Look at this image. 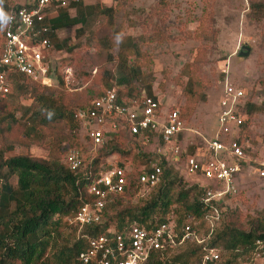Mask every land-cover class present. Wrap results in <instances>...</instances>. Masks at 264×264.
<instances>
[{
    "label": "trees",
    "instance_id": "obj_1",
    "mask_svg": "<svg viewBox=\"0 0 264 264\" xmlns=\"http://www.w3.org/2000/svg\"><path fill=\"white\" fill-rule=\"evenodd\" d=\"M70 2L74 3L68 1ZM68 3L56 8L57 14L53 20L47 18L43 21L49 28L46 36L50 38L52 48H71L67 46L66 38L56 37V29L78 25L74 29L78 31V35L82 32L89 33L93 19L99 15L103 16L113 35L97 36L94 55L102 64L112 61L115 71L99 68L103 86L101 89L113 86L118 97L131 96L134 90L155 97L149 85H146V92L143 88L134 89L130 85L131 80L139 75L142 66L139 60L142 54L138 44L153 41V38L148 34H139L116 45V35L112 30L115 7L104 5L100 0L91 4H81L77 1L75 14L67 17ZM9 4L12 3L3 0L2 7L5 12ZM250 7L256 18L264 14V3L255 2L250 4ZM62 15L66 17V22L56 26V17L58 19ZM188 65L189 67L185 65L184 68V74L187 75L183 86L186 103L181 108L180 116L203 98L200 85L194 83L197 72L191 63ZM10 77L11 88L5 96L0 97V264H80L77 255L86 247L87 238L105 232L107 228L120 233L130 222L136 221L150 229L156 222L168 219V215H172L176 227L183 223L187 214H194L200 219L201 210L197 202L202 192L200 186L193 183L187 188H179L176 172L171 164L162 163L160 182L146 196L138 198L139 204L134 207L122 205L121 198L125 193L116 195L104 208L102 223H91L77 232L75 226L64 220V216L74 214L83 202L89 200L86 189L93 174L97 172L99 163L102 162L101 158L118 152L128 154L116 143L127 138L119 134L109 147H101L90 162V173L71 169L60 161V157H63L66 147L79 146L77 143H66L71 137L77 142L75 134L78 124L72 113L76 108L87 106L92 98L99 95L101 89L95 90L89 100H70L54 86L28 82L14 73L10 74ZM21 97H29L30 102L21 103ZM245 111L241 134L248 133L250 115L254 111V105L248 98ZM16 112L19 113L18 116ZM33 137L39 138L37 142H44L42 146L47 150L45 157L7 155L14 148L13 143L22 142L28 146V141H34ZM186 153H192V150L189 149ZM136 155L143 163L151 157L145 153ZM118 164L124 165V162ZM12 176L15 178L14 183L9 181ZM174 203L176 211L169 214L172 209L169 207ZM230 212L232 208L226 207L218 226L210 239L204 243L207 247H216L228 253V256L224 260L209 261L205 264H234L235 257L243 256L250 250L254 239H264V216L253 218L245 230L238 225L236 214L229 215ZM200 254V245L186 242L174 251L152 252L147 263L199 264Z\"/></svg>",
    "mask_w": 264,
    "mask_h": 264
},
{
    "label": "built area",
    "instance_id": "obj_2",
    "mask_svg": "<svg viewBox=\"0 0 264 264\" xmlns=\"http://www.w3.org/2000/svg\"><path fill=\"white\" fill-rule=\"evenodd\" d=\"M65 4L66 0H28L24 5H8L6 13L12 19L0 29V97L9 92L13 73L28 82L50 85L53 69L48 52L52 44L46 36L49 28L43 21ZM229 78L225 74L220 82L215 111L217 127L212 138H204L201 150L184 155L188 173L204 180L202 184L195 182L202 189L197 198L200 219L187 214L176 227L172 215H168V219L156 222L150 229L136 221L120 233L107 228L87 238L86 247L77 255L80 264H148L152 252L174 251L186 242L200 245V264L220 260V249L204 243L237 194V176L250 160V139L241 134L246 92ZM72 117L86 150L82 146L68 147L62 158L71 169L83 173H90V162L97 151L113 143L119 134L141 145L155 143L154 155L135 170L119 165L115 153L100 159L102 162L86 189L89 200L74 214L64 216L77 232L91 223H102L103 210L116 195L131 193L136 199L146 196L161 180V164L168 165L182 152L178 136L185 127L178 108L161 112L157 97L138 90L131 96L118 97L113 86L105 87L87 106L76 108ZM253 170L264 177V161L257 162ZM263 257L264 239L256 238L250 250L237 260L238 264H260Z\"/></svg>",
    "mask_w": 264,
    "mask_h": 264
},
{
    "label": "rangeland",
    "instance_id": "obj_3",
    "mask_svg": "<svg viewBox=\"0 0 264 264\" xmlns=\"http://www.w3.org/2000/svg\"><path fill=\"white\" fill-rule=\"evenodd\" d=\"M27 1L8 0L12 4ZM79 1L84 4L97 0ZM100 1L116 8L112 16L116 45L139 34H148L153 38V41L138 44L142 54L139 58L142 66L139 75L131 80L130 85L134 89L143 88L145 92L146 85H149L153 95L160 101L161 112L178 108L181 114V108L186 103L183 86L187 74H184V68L189 67L188 64L191 63L197 72L194 83L200 85L203 98L189 110L183 108L185 112H182L181 118L185 129L178 136L182 152L169 160L170 166L176 172L179 188H187L198 180L200 184L204 182L201 177L195 180L196 176L188 173L184 154L189 149L201 150L204 138H212L217 127V93L225 74L245 89L246 98L254 105L247 133L250 139L247 155L250 160L242 166L237 176L238 192L231 198L227 207L232 208L229 215L236 214L238 225L246 230L253 218L264 216V177L257 176L253 170L257 162L264 161V14L256 18L250 10V4L264 3V0ZM69 12L71 15L74 13ZM75 27L56 32L58 38H66V44L71 48L50 49L48 59L53 71L50 85L45 86L60 89L66 99L85 101L92 97L95 90L103 87L99 70L110 68L113 72L112 61L102 64L94 55L97 36L113 34L100 15L93 19L89 33L82 32L78 35ZM242 45L249 48L246 56L237 54ZM115 51L116 49L113 50L114 60L117 58ZM109 78L107 75L108 80ZM19 101L28 104L30 98L21 97ZM15 114L18 116L19 113ZM75 135L77 142L71 137L66 143L82 146L78 127ZM32 139L34 141H28V146L22 142L13 143L14 148L7 155L45 157L47 150L42 146L44 142H37L39 138L36 137ZM116 143L128 152L127 155L116 153V162H124V165L132 170L144 164L138 160L136 154L145 153L150 157L155 153L151 144L141 145L127 139ZM82 147L85 151L86 147ZM62 160L61 155L60 161ZM9 181L14 183V176ZM121 199L122 205L131 207L140 203L131 193H125ZM174 205L176 206L175 203L170 205L169 209H172L169 214L175 213L177 207L174 208ZM227 256L228 253L220 250V260ZM237 258L235 257L234 264H238ZM260 264H264V257Z\"/></svg>",
    "mask_w": 264,
    "mask_h": 264
},
{
    "label": "crops",
    "instance_id": "obj_4",
    "mask_svg": "<svg viewBox=\"0 0 264 264\" xmlns=\"http://www.w3.org/2000/svg\"><path fill=\"white\" fill-rule=\"evenodd\" d=\"M68 1H73L74 3H68ZM77 1L79 2V3H81L79 0H66V2L68 3L66 6H67V8H66V14H67V17H72L74 14H75V9H76V6L78 5V3H77ZM95 2V1H94ZM94 2H85L84 4H91V3H94ZM82 4V3H81ZM61 8V7H60ZM69 11H73L74 13H73V15H71L70 14V12ZM57 11H53V12H50L49 14H48V16H49V20H53L54 18H55V16H56V13ZM66 17L64 16V15H62L61 17H59L58 19H57V17H56V26H59V25H61V24H64L65 22H66ZM73 26H78V25H72V26H69V27H73ZM69 27H66V28H69ZM75 27V28H76ZM66 28H62V29H56V32L58 33V32H60V31H62L63 29H66ZM56 37L58 38V35L56 34ZM60 39V38H59ZM151 145L154 147V145H155V143H151ZM150 144H149V146H151ZM154 150H155V147H154ZM194 151V149L192 150V152ZM186 154H190V153H186ZM198 180V177H195V180ZM199 181V180H198ZM198 181H195V182H197L198 183ZM201 182H203V181H201Z\"/></svg>",
    "mask_w": 264,
    "mask_h": 264
},
{
    "label": "clouds",
    "instance_id": "obj_5",
    "mask_svg": "<svg viewBox=\"0 0 264 264\" xmlns=\"http://www.w3.org/2000/svg\"><path fill=\"white\" fill-rule=\"evenodd\" d=\"M2 5H3V0H0V29L6 26L8 22L12 19V17L8 13L5 12Z\"/></svg>",
    "mask_w": 264,
    "mask_h": 264
},
{
    "label": "water",
    "instance_id": "obj_6",
    "mask_svg": "<svg viewBox=\"0 0 264 264\" xmlns=\"http://www.w3.org/2000/svg\"><path fill=\"white\" fill-rule=\"evenodd\" d=\"M244 49V50H242ZM249 52V48L245 47L244 45H242L239 49V51L237 52L238 55H242V56H246Z\"/></svg>",
    "mask_w": 264,
    "mask_h": 264
}]
</instances>
